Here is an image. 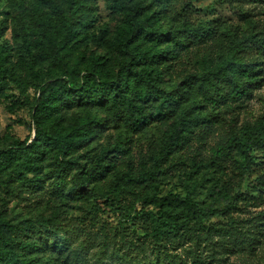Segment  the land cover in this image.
I'll list each match as a JSON object with an SVG mask.
<instances>
[{
  "label": "trees",
  "instance_id": "16d2710c",
  "mask_svg": "<svg viewBox=\"0 0 264 264\" xmlns=\"http://www.w3.org/2000/svg\"><path fill=\"white\" fill-rule=\"evenodd\" d=\"M93 1L67 0L68 10L59 0L6 1L14 10H20L11 17V23L13 44L22 65L19 76L9 74L10 53L4 52L13 47H1L0 43V90L8 76L18 85L37 79L39 95L32 113L33 139L0 148V190L5 193H11L15 183L38 190L51 182L62 203L88 201L96 208L101 201L113 204L123 185L131 191L137 185L148 187L156 181L169 157L188 143L196 129L213 123L218 106L227 99L241 101L262 85L264 35L250 30L243 38L231 40L227 54L219 61L209 63L203 59L198 73L186 75L172 87L165 86L170 62L196 39L214 37L210 28L200 34L187 24L173 22L165 27L159 17L167 12L169 0H150L159 8L151 14L145 13L147 8L141 2L128 6L123 24L112 36L104 30L82 33L120 56L113 70L107 55L99 54L83 74V55L78 53L83 40L80 28L89 26L90 19L85 14L92 9ZM36 35L38 44L32 49L31 37ZM249 49L254 50L251 58L245 57ZM71 108L80 112L67 119L63 110ZM81 111L91 112L81 116ZM151 121L169 123L170 130L150 151V165L143 161L137 172L130 166L121 170L117 157L127 154L132 135ZM108 126L123 131L109 147L93 150L92 141ZM235 149L241 155L236 168L243 179L252 164V152H264V117L244 124L238 132L231 130L213 149L210 160L199 163L189 174L192 183L187 184L185 195H158L155 191L143 197L154 209L137 211L130 204L120 207L121 213L126 219L137 211L156 243L191 230L210 231V222L235 206L238 193L227 181L223 180L220 187L214 181L210 190L227 203L223 207L206 206L198 198L202 176L194 175L209 166L223 169ZM58 213L49 215L41 225L45 227L43 232L49 230L55 236L52 250L61 253L66 249V239L48 228L60 222ZM218 228L214 226V230ZM32 232V225L11 224L0 218V264H51L58 260L42 255L46 258L43 261L41 256L30 254L37 244Z\"/></svg>",
  "mask_w": 264,
  "mask_h": 264
},
{
  "label": "rangeland",
  "instance_id": "374dc122",
  "mask_svg": "<svg viewBox=\"0 0 264 264\" xmlns=\"http://www.w3.org/2000/svg\"><path fill=\"white\" fill-rule=\"evenodd\" d=\"M6 1L0 0V43L1 47H13L4 54L10 53L8 73L19 76L22 62L13 44L11 17L17 16L20 10H14ZM59 2L68 10L67 0ZM136 2L146 6L145 13L151 14L159 9L157 3L150 0H94L91 3L92 9L85 14L90 19L89 26L80 28L83 40L78 53L83 55V74L89 62L99 54L107 55L113 70L118 67L120 56L82 33L93 34L104 30L112 36L123 24L128 6ZM167 4V12L159 17L165 27L174 22L196 28L200 34L207 28L214 32L212 39L208 36L196 39L179 58L170 62L165 73L167 87L178 84L186 75L198 73L201 60L213 63L222 59L227 54L229 42L236 36L243 38L250 30L264 35V0H169ZM38 40L39 35L31 37L32 49ZM253 56L254 50L249 49L245 54L247 58ZM36 84L37 79L34 82L27 80L21 85L10 76L5 79L0 90V148L33 139L35 127L32 113L39 95ZM79 112L77 108L63 110L67 119ZM90 112L81 111L80 114L83 116ZM216 112L218 115L213 118V123L196 129L188 143L169 157L158 179L148 187L137 185L130 191L123 185L113 204L101 201L100 207L96 208L88 201L60 202L51 182L43 184L38 190L15 183L11 185L13 191L9 194L0 190V218L11 224L32 225L31 234L37 244L30 254L41 256L43 261L46 258L42 255L58 257L51 264H264V152H252V164L243 179L236 168V160L241 159L238 149L226 158L223 169L209 166L194 175L202 176L198 182V198L206 206L223 207L227 203L218 193L210 190L214 181L220 187L225 180L232 191L238 193L235 206L210 222L213 225L210 231L191 230L156 243L137 214L142 209H154L155 206L145 203L143 197L155 191L158 195L168 192L185 195L187 184L192 183L189 174L193 173L196 165L210 160L213 149L225 140L231 130L238 132L244 124L264 117V80L250 96L238 102L227 99L216 108ZM121 130L106 127L94 138L90 147L93 150L96 147L98 151L109 147ZM169 130V123L151 121L146 124L132 135L127 154L116 159L117 166L121 170H128L130 166L137 172L141 162L150 165V151L167 137ZM130 204L137 211L125 219L120 207ZM52 213H58L60 222L49 224L48 228L60 238H65L67 243L61 253L52 250L55 236L49 230L43 232L45 227L41 225V221ZM215 225L219 227L216 230Z\"/></svg>",
  "mask_w": 264,
  "mask_h": 264
}]
</instances>
